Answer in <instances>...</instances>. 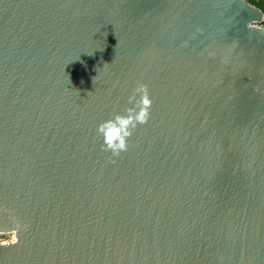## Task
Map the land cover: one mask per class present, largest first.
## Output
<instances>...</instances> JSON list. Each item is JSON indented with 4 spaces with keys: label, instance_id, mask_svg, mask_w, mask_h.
Segmentation results:
<instances>
[{
    "label": "water",
    "instance_id": "water-1",
    "mask_svg": "<svg viewBox=\"0 0 264 264\" xmlns=\"http://www.w3.org/2000/svg\"><path fill=\"white\" fill-rule=\"evenodd\" d=\"M263 20L247 0H0V264H264ZM143 96L113 156L97 128Z\"/></svg>",
    "mask_w": 264,
    "mask_h": 264
},
{
    "label": "clouds",
    "instance_id": "clouds-1",
    "mask_svg": "<svg viewBox=\"0 0 264 264\" xmlns=\"http://www.w3.org/2000/svg\"><path fill=\"white\" fill-rule=\"evenodd\" d=\"M146 85H139L137 91L143 92ZM129 106L123 112L114 113L108 120L102 122L97 132L104 140L102 147L105 151L111 152L113 156H118L127 148V140L131 130L138 123L146 122L150 116V98L143 96L139 103L133 97L129 98ZM11 214V210H5ZM12 219L15 221V217ZM17 227L19 225L17 224ZM10 231L9 228L0 229Z\"/></svg>",
    "mask_w": 264,
    "mask_h": 264
},
{
    "label": "trees",
    "instance_id": "trees-1",
    "mask_svg": "<svg viewBox=\"0 0 264 264\" xmlns=\"http://www.w3.org/2000/svg\"><path fill=\"white\" fill-rule=\"evenodd\" d=\"M247 1L256 5L257 7H259L264 12V0H247ZM262 24L264 25V20H263Z\"/></svg>",
    "mask_w": 264,
    "mask_h": 264
},
{
    "label": "rangeland",
    "instance_id": "rangeland-1",
    "mask_svg": "<svg viewBox=\"0 0 264 264\" xmlns=\"http://www.w3.org/2000/svg\"><path fill=\"white\" fill-rule=\"evenodd\" d=\"M261 25L264 26L262 23ZM0 238L2 240H9V239H12V235H0Z\"/></svg>",
    "mask_w": 264,
    "mask_h": 264
}]
</instances>
